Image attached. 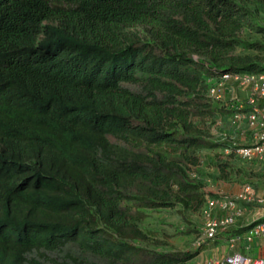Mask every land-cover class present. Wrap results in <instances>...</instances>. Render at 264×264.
<instances>
[{"label":"trees","instance_id":"1","mask_svg":"<svg viewBox=\"0 0 264 264\" xmlns=\"http://www.w3.org/2000/svg\"><path fill=\"white\" fill-rule=\"evenodd\" d=\"M262 74L264 0H0V264L197 259L208 244L164 240H200L208 201L228 197L208 184L264 190V162L236 154L264 100L210 91ZM236 114L243 144L220 128ZM236 209L213 246L264 223ZM154 214L181 226L149 229Z\"/></svg>","mask_w":264,"mask_h":264},{"label":"built area","instance_id":"2","mask_svg":"<svg viewBox=\"0 0 264 264\" xmlns=\"http://www.w3.org/2000/svg\"><path fill=\"white\" fill-rule=\"evenodd\" d=\"M236 84L239 89L248 91L250 103H254L255 99L264 100V74L255 75H225L217 82L215 87L210 91L211 96L217 99L226 84ZM242 120V116L236 114L233 116V124L236 125ZM248 126L255 130L253 143L248 147H241L236 154L244 160H259L264 162V110L252 109L246 117ZM230 150H225V154H229ZM222 198V196H221ZM237 203L251 204L255 203L260 206L258 214L264 216V190L261 193L254 192L249 186L244 187L234 197H223L222 199H212L208 201L207 209L204 212V228L200 240H196L195 247H199L206 241H213L224 228L233 223L234 218L241 216V212L236 209ZM226 212V217L216 218L215 209ZM214 211V213H213ZM221 228V229H219ZM245 244L241 237L233 239L229 245L232 255L223 261H211L208 264H264V223L255 226L250 233L244 238ZM261 242L260 251H253L250 244L253 240ZM240 247V248H239ZM243 250L247 255H254V258L243 256L238 252Z\"/></svg>","mask_w":264,"mask_h":264},{"label":"rangeland","instance_id":"3","mask_svg":"<svg viewBox=\"0 0 264 264\" xmlns=\"http://www.w3.org/2000/svg\"><path fill=\"white\" fill-rule=\"evenodd\" d=\"M239 95H241V98H246V94L243 92H239ZM229 118H225L224 122L221 124V130H223L224 132H230L233 130L234 134L231 135L232 139H234L235 141H238V143L243 144L244 142H246V138L242 141H240V138L238 135H236V132H245V127H244V123L240 124L238 126V128H232L230 126V122L228 120ZM241 128V129H240ZM231 133V132H230ZM218 186L221 187H226V188H230L231 190L233 189L234 191H236V193H234V191L232 193H224L223 191L221 192L220 190L216 189V184L212 185V184H208V186H210L207 190L209 192H214V193H218V194H228L227 196L229 197H233L234 195H236L239 192V188L240 186L238 185V183L236 182H229V183H217ZM235 184V185H233ZM261 186H264L263 184ZM155 215V216H154ZM152 216V218H150L149 220H147L148 222V226L149 229H153V230H158V229H165L167 231H169V233L172 232V229H170L167 226H181V222H179V219L176 215H166V214H154ZM201 217H197V221H201ZM193 237L190 238H184V239H174V240H170V239H166L164 240L167 244V250L168 251H178V252H190L192 247V242H193ZM222 251H219L218 253H216V257L219 256L220 258L224 257L225 254L227 255V251L224 249V252L221 253ZM211 257L209 258H204L201 257L200 259H197L194 263H200V264H207L208 260H210ZM204 260V261H203ZM193 263V264H194Z\"/></svg>","mask_w":264,"mask_h":264},{"label":"clouds","instance_id":"4","mask_svg":"<svg viewBox=\"0 0 264 264\" xmlns=\"http://www.w3.org/2000/svg\"><path fill=\"white\" fill-rule=\"evenodd\" d=\"M239 92H243V93H245L247 96H248V91L247 90H243V89H239ZM233 116L234 115H232V116H230L229 117V122H230V126H232V125H234L233 124ZM235 126V128H237V126L236 125H234ZM243 147H245V145L243 146ZM239 193V192H238ZM237 193V194H238ZM235 196V195H234ZM233 196V197H234ZM229 197V196H228ZM259 210V209H258ZM258 210H257V212H258ZM215 241V239L213 240V241H206L205 243L206 244H208L209 246H213V242ZM195 242L196 241H193L192 242V245H191V247H192V249H191V251H193V250H196L198 247H195ZM204 243V244H205ZM230 243H231V241L226 245H224V244H222V245H214L213 246V248L217 251V252H215V254L216 253H218L219 251H220V248H224L226 251H227V255L225 254V256L224 257H222V258H220L219 256H217L216 257V255H214V256H212L211 258H210V260H208V262H207V264L209 263V262H211V261H215V260H218V261H223V260H225L227 257H230L231 255H232V251L230 250V247H229V245H230ZM203 245V244H202ZM240 248V247H239ZM238 252L241 254V255H243V256H248V257H251V258H254V257H252V256H254V255H251V254H246L243 250H240V249H238ZM200 256H201V254H200ZM198 257L197 259H200L201 257ZM197 259H195L194 261H192L191 263H189V264H193Z\"/></svg>","mask_w":264,"mask_h":264},{"label":"crops","instance_id":"5","mask_svg":"<svg viewBox=\"0 0 264 264\" xmlns=\"http://www.w3.org/2000/svg\"><path fill=\"white\" fill-rule=\"evenodd\" d=\"M216 189L220 190L221 192L223 191L224 193H232L234 191L233 189L231 190L230 188L221 187V186H218ZM234 193H236V191H234ZM224 248H220V251H222L221 253L224 252ZM215 252L217 251L213 248V246H209L207 247V249H205L203 253H201L200 257L209 258L216 255ZM194 264H200V263H194Z\"/></svg>","mask_w":264,"mask_h":264}]
</instances>
